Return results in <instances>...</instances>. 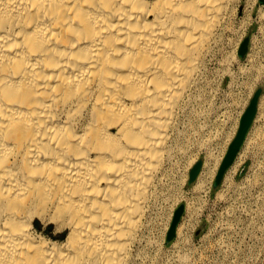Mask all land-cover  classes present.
I'll list each match as a JSON object with an SVG mask.
<instances>
[{
	"label": "bare ground",
	"instance_id": "obj_1",
	"mask_svg": "<svg viewBox=\"0 0 264 264\" xmlns=\"http://www.w3.org/2000/svg\"><path fill=\"white\" fill-rule=\"evenodd\" d=\"M233 1L0 0V264L133 262L187 153L180 118ZM252 137L264 155L263 138ZM222 150H206L195 190ZM236 197L226 208L264 230L251 210L264 196Z\"/></svg>",
	"mask_w": 264,
	"mask_h": 264
},
{
	"label": "rangeland",
	"instance_id": "obj_2",
	"mask_svg": "<svg viewBox=\"0 0 264 264\" xmlns=\"http://www.w3.org/2000/svg\"><path fill=\"white\" fill-rule=\"evenodd\" d=\"M230 9L235 10L232 11L230 28L223 32L220 41L206 57L207 61L205 59L202 64L198 87L193 90V99L191 98L188 105L189 114L180 118L183 125L181 122L179 128L183 130L184 127L190 137L184 160L180 166H176L174 172H170L167 183L170 186V196L164 201L161 200L153 211V224L150 223L143 230L141 240L133 247L135 258L133 262L128 261V264H261V261H264V230L246 227L247 216L239 215L234 211L236 209L226 208V205L232 202L230 198H237L239 195H242L244 201L249 195L264 196V155L259 153V149L256 151L251 139L249 141V137L258 134L264 143V107L263 111L261 110L264 105L258 106L261 101L264 103V0H234ZM232 55L234 59L228 57ZM252 100L255 101L254 115L231 163L217 179L222 160L235 139L241 118ZM205 139L209 140L205 142ZM202 142L204 145H200ZM218 149H223V155L217 170L211 178L208 175L206 180L201 182V186L198 184L201 188L195 190L194 180L190 179L192 168L199 165L201 171L207 159L211 163L206 156L208 152L217 153ZM193 158L195 159L191 163ZM186 159L190 162L185 163ZM236 161L238 164L235 173H231L229 169ZM257 163L262 168L253 172ZM166 192L165 190L164 194ZM220 193L224 197H218ZM188 199L191 208L194 205L192 211L187 210L185 200ZM252 205L251 210L254 208L256 212H260L255 216L256 223L263 225L264 197ZM234 215L240 216L235 227L227 230L220 228L224 220H231L232 217L234 219ZM180 225L182 235H179V238L176 231ZM37 226L41 227V224L37 222ZM52 228L49 226L46 234H50ZM181 255L187 257L186 263L179 261Z\"/></svg>",
	"mask_w": 264,
	"mask_h": 264
},
{
	"label": "water",
	"instance_id": "obj_3",
	"mask_svg": "<svg viewBox=\"0 0 264 264\" xmlns=\"http://www.w3.org/2000/svg\"><path fill=\"white\" fill-rule=\"evenodd\" d=\"M254 106H255V101L252 100L249 107L247 108V110L245 111L244 115L242 116L241 118V121H240V126H239V129H238V133L235 137V139L233 140V142L231 143V145L229 146V149L227 151V154L221 164V167L218 171V175H217V179L220 178V175L222 174V172L229 166V164L231 163L233 157H234V154L236 153L240 143H241V140L243 138V135L250 123V120L251 118L253 117L254 115ZM198 167L199 165H196L194 167V169L191 171L190 173V177L193 178L195 173L197 172L198 170ZM179 212V211H178ZM178 212L176 213V216H178ZM171 232H172V229H171Z\"/></svg>",
	"mask_w": 264,
	"mask_h": 264
}]
</instances>
